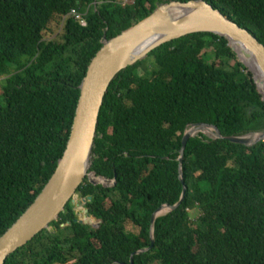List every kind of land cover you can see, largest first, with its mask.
Returning a JSON list of instances; mask_svg holds the SVG:
<instances>
[{
    "label": "trees",
    "instance_id": "16d2710c",
    "mask_svg": "<svg viewBox=\"0 0 264 264\" xmlns=\"http://www.w3.org/2000/svg\"><path fill=\"white\" fill-rule=\"evenodd\" d=\"M172 1L191 0H0V238L53 174L105 37ZM203 1L264 44V0ZM250 66L225 37L195 33L121 71L76 192L90 220L78 223L68 203L6 264H264V142L192 137L181 164L184 199L156 219L154 244L150 234L152 213L181 196L177 159L189 127L214 125L223 137L264 129V80Z\"/></svg>",
    "mask_w": 264,
    "mask_h": 264
},
{
    "label": "water",
    "instance_id": "95a60500",
    "mask_svg": "<svg viewBox=\"0 0 264 264\" xmlns=\"http://www.w3.org/2000/svg\"><path fill=\"white\" fill-rule=\"evenodd\" d=\"M195 33H212L225 37L240 61L250 66L255 77L256 72L264 79V44L247 29L223 15L220 10L203 0L188 2L172 1L162 4L147 18L109 40L105 37L104 46L93 59L88 74L83 79L80 98L76 105L70 132L62 156L56 168L37 195L33 203L23 212V216L0 238V264H6L9 257L22 249L44 230H51L68 203L73 207L79 195L77 189L89 176L91 150L96 134V125L103 106L104 97L114 78L123 70L145 60L163 45ZM236 48L243 50L247 63L240 57ZM254 71H253V69ZM256 79V77H255ZM257 83V82H256ZM258 86V83H257ZM263 94V93H262ZM264 100V94H263ZM204 134L210 139H226L247 147L264 142V129L241 136L223 137L214 125L195 124L189 127L183 136L178 160L179 179L182 192L179 200L173 204H164L157 208L151 217V239L154 244V225L157 218L167 215L180 206L186 187L183 184L181 164L188 141L192 137ZM105 185L107 179L102 178ZM93 185L96 182L91 181ZM90 201L91 197H87ZM84 202L81 199L80 202ZM80 205L83 218L77 222L85 224L91 218L84 204ZM149 251V248L135 252V255ZM133 264V259L131 260Z\"/></svg>",
    "mask_w": 264,
    "mask_h": 264
},
{
    "label": "rangeland",
    "instance_id": "374dc122",
    "mask_svg": "<svg viewBox=\"0 0 264 264\" xmlns=\"http://www.w3.org/2000/svg\"><path fill=\"white\" fill-rule=\"evenodd\" d=\"M119 2H121L124 5H126V4L133 3V0H119ZM58 30L60 32V25H59V29ZM3 79H5V78H2L1 80H3ZM1 80H0V83L2 84ZM1 96H2V92H1V89H0V104L2 103ZM75 200H76V204L77 205L74 206V210H76L78 218H83L84 215H83V213L80 210V205H81L80 199H78V197H76ZM194 215H196V214H194Z\"/></svg>",
    "mask_w": 264,
    "mask_h": 264
},
{
    "label": "built area",
    "instance_id": "2783aa9c",
    "mask_svg": "<svg viewBox=\"0 0 264 264\" xmlns=\"http://www.w3.org/2000/svg\"><path fill=\"white\" fill-rule=\"evenodd\" d=\"M124 5V4H123ZM69 16H72L76 21H78L81 25H86L85 16L83 13L79 12L76 9H72Z\"/></svg>",
    "mask_w": 264,
    "mask_h": 264
},
{
    "label": "bare ground",
    "instance_id": "6f19581e",
    "mask_svg": "<svg viewBox=\"0 0 264 264\" xmlns=\"http://www.w3.org/2000/svg\"><path fill=\"white\" fill-rule=\"evenodd\" d=\"M241 52H242V54L244 55V52H243V50H241L240 48H238ZM261 75V74H260ZM263 78V77H262ZM264 80V79H263Z\"/></svg>",
    "mask_w": 264,
    "mask_h": 264
}]
</instances>
